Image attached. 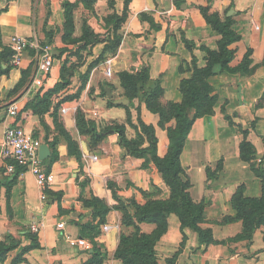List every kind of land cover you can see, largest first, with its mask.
Masks as SVG:
<instances>
[{
  "label": "crops",
  "instance_id": "crops-1",
  "mask_svg": "<svg viewBox=\"0 0 264 264\" xmlns=\"http://www.w3.org/2000/svg\"><path fill=\"white\" fill-rule=\"evenodd\" d=\"M64 1L12 0L6 3L0 0V67L7 69L0 73V180L8 177L3 170L6 160L2 155L6 129L19 124L49 146L51 154L44 164L53 174L48 189L55 192L52 198L47 196L30 170L21 172L15 184L1 188L0 239L9 234L22 239L21 246L9 253L4 264H13L23 248L33 242L31 235H36L40 246L29 250L24 261L18 264H86L94 252L90 239L95 235L87 225H97L99 218L94 217L93 207L85 201L98 196L110 206L117 204L108 186L111 182L119 199L126 204L133 199L144 205L150 199L170 197V188L150 157L145 165L144 158L132 156L121 143L119 134L112 130L93 145L91 136L79 130L77 112L82 110L86 119L96 124L98 132L113 124H126L129 138L136 135L134 126L141 117L155 126L158 152L164 156L168 150V135L159 125V115L137 98L129 108L110 107L108 100L120 103L128 100L122 104L129 105V99L120 97L124 88L119 73L148 67L149 84L160 80L165 90L163 102H181L180 83L192 75L194 61L199 67L207 64L206 52L201 46L217 51L222 39L206 21L201 11L203 7H209L210 12L219 14L222 20L233 18V29L240 40L229 46L234 53L230 66H239L251 51L250 69L253 71L229 74L222 72L221 66H215V74L209 78L219 91L215 111L195 121L181 155L185 174L191 182L192 198L196 203L205 204L202 227L212 229L218 242L200 244L197 233L185 228L187 238L182 247L181 222L176 214H171L168 229L156 245L158 264H170L169 259L174 257V264H264V226L258 228L249 241L235 239L242 233V220L225 222L227 217L237 216L231 200L240 186L245 187L248 197L262 195V181L252 170V164L264 166V0H132L129 18L118 32L123 36L118 52L99 61L107 44L102 41L85 51L80 63L74 55L76 46L63 39ZM68 1L77 3L74 38L82 36L84 23L102 38L114 37V31L105 21L115 10L108 0H98L94 10L87 9L81 0ZM7 4V10L3 11ZM124 6L122 0L117 1L119 14ZM47 30L57 34L49 39ZM14 35L51 46L55 66L50 75L44 78L38 75L40 53L36 50L23 54L21 66L13 64L10 39ZM2 53L8 58L4 65ZM65 62L68 66L78 63L70 85L53 95L48 113L33 112L29 104L62 81L61 68ZM22 81L24 83L19 85ZM80 91V96L75 97ZM12 104L18 106L16 117L8 113ZM244 131L248 132L247 136ZM66 132L78 143L81 159L70 153ZM245 138L255 147V159L251 162L241 158L240 146ZM54 152L58 153L56 160L52 159ZM93 156L97 159L93 160ZM220 163L223 167L215 174ZM60 206L64 212H60ZM128 211L132 215L136 213L133 205L128 206ZM122 216L120 210L112 208L95 237L98 246L106 252L103 264H123L115 257L120 235L133 234L136 227L123 225ZM61 222L65 223L63 229L58 228ZM34 226H39V231H34ZM104 226L109 229L105 230ZM139 227L141 232L152 233L156 225L141 223ZM67 236L86 238L91 247H71Z\"/></svg>",
  "mask_w": 264,
  "mask_h": 264
},
{
  "label": "trees",
  "instance_id": "trees-1",
  "mask_svg": "<svg viewBox=\"0 0 264 264\" xmlns=\"http://www.w3.org/2000/svg\"><path fill=\"white\" fill-rule=\"evenodd\" d=\"M12 0H5L9 3ZM98 0H81L87 9L94 10L95 4ZM111 8L115 9L112 14H109L105 21L107 26L114 31V37L110 35L106 38H102L100 34L96 33L87 23H84L83 34L79 38H74L75 32V20L74 10L77 3H72L68 0L63 2V8L65 10V24L63 39L65 43L74 44L76 50L74 55L79 59H83V53L89 51L91 46L106 41L107 44L103 53L99 57V61L105 60L107 56L115 55L121 45L123 36L118 32L122 25L127 22L130 14L129 5L132 0H122L124 2V9L121 14L116 10V3L118 0H108ZM8 4L5 5L3 11H6ZM201 11L206 21L222 35V39L219 42V50L215 51L206 46H201V49L206 52L207 64L205 67H199L194 61V69L192 75L189 78L182 79L180 83V90L183 94V100L181 102L169 101L163 102L165 90L162 87L161 81L157 80L152 84L150 82V72L148 67H142L138 71H122L119 73L121 85L124 88V95L130 100L129 105L115 102L114 99L108 100L110 107L120 105L129 108L133 104V100L139 97L141 92L143 93V100L147 107L160 117L159 125L167 131L168 135V150L164 156H160L158 152V137L156 134L155 126L147 124L141 117H139V124L134 126L136 129V135L129 138L126 133V124H113L102 130L97 131L96 124L87 120L84 112L78 110L77 112V125L81 134H87L91 136V142L93 145L99 143L109 131H114L119 134L120 141L130 151L132 156L137 158H144L145 165L148 163L149 157L154 162L159 172L162 174L165 183L169 186L171 195L168 199H150L146 204L141 205L134 199L130 200L128 204L121 201L114 190V184L111 182L108 184L109 188L113 192V196L117 201V204L110 206L109 203L98 196L93 200H87L85 203L89 207L94 209V217L99 218L97 225H90L95 235L91 237L90 241L93 245L94 252L92 258L86 264H103L106 258V252L98 246L95 241V237L100 233V226L105 223L107 214L112 208L120 210L123 213L122 223L125 226L136 227V231L133 234L121 233L118 248L115 252V257L123 262V264H158V256L156 251L157 242L166 233L168 229V218L171 214H176L181 222L182 231L188 228L193 230L198 235L200 244L217 243L218 241L213 236V231L210 228H203L202 224L205 221L204 203H196L191 195L190 179L186 176L185 170L182 165L181 155L185 147L189 133L195 123V121L206 115H211L215 111V106L219 100V91L210 82L209 78L215 74V66H221V71L229 74L236 72L251 73L250 69V53L249 51L245 56L242 63L237 67H231L230 63L234 59V53L229 46L240 40V36L233 29V18L226 17L222 20L219 14L210 12L209 7L201 8ZM49 35V39H50ZM194 46V45H193ZM64 52L66 49L63 50ZM11 57V52H10ZM2 64L8 62V58L5 53L1 55ZM76 64L68 66V62H65L61 68V79L53 89L46 92L43 96H37L35 101L29 104L32 111L35 113L45 114L52 108V97L61 90L66 89L70 83L71 78L74 75ZM10 65H8L9 69ZM93 67V65H91ZM7 71L0 67V73ZM22 81L19 85H22ZM81 91L75 97L80 96ZM106 94V93H104ZM128 121L131 123L130 112ZM175 121L173 125H169L170 122ZM245 136L248 135L247 131H244ZM70 153L76 155L78 159H81L82 153L78 143L66 132ZM241 158L244 161H254L255 159V147L253 143L245 138L241 143ZM58 158V153L54 152L53 160ZM223 165L220 163L215 171V174L221 171ZM5 172V168L3 169ZM252 170L256 176L262 181V195L260 197H248L245 195V187L240 186L236 193L233 195L231 204L236 211L237 216L235 218L227 217L225 222H231L236 219H240L243 222L242 233L235 239L252 240L255 231L264 226V166L252 164ZM24 168L18 166L17 171L0 180V190L3 186H11L18 181V177ZM209 175L210 170H209ZM7 176V175H6ZM45 193L49 197H53L55 192L50 189H45ZM61 193L60 197L61 198ZM133 205L136 209V213L132 215L128 211V206ZM60 212H64L62 206H60ZM141 223L155 224L156 228L152 233L141 232L139 225ZM32 243L25 246L20 254L13 260V264H18L24 261V255L33 248H38L40 244L37 242L36 235L30 236ZM186 235L184 234V241L181 246L183 247L186 242ZM22 239L17 238L11 234L7 235L5 239H0V264H4L8 258V255L13 250L20 247ZM175 258L169 259L170 264H174Z\"/></svg>",
  "mask_w": 264,
  "mask_h": 264
},
{
  "label": "built area",
  "instance_id": "built-area-1",
  "mask_svg": "<svg viewBox=\"0 0 264 264\" xmlns=\"http://www.w3.org/2000/svg\"><path fill=\"white\" fill-rule=\"evenodd\" d=\"M10 46L12 49V62L16 66H21L23 63V54L29 50H36L39 54L38 62V75L46 77L50 75L55 66V57L50 45H42L37 40L28 39L20 35H14L10 39ZM110 74V73H109ZM67 111L66 108L63 109ZM8 113L12 116H18L19 110L16 104H12ZM43 142L40 138L36 137L32 132L27 131L19 124L7 127L3 143V158L5 162V174L10 176L17 171L20 166L24 170H30L36 176L37 183L41 189L45 190L53 182V174L49 173L46 169L44 161L40 156V148ZM93 160L97 159L96 156L92 157ZM65 223L58 224L59 229H63ZM39 226H34V231H39ZM108 230V226H104ZM68 244L71 247L90 248L91 243L88 239L82 237L67 236Z\"/></svg>",
  "mask_w": 264,
  "mask_h": 264
},
{
  "label": "water",
  "instance_id": "water-1",
  "mask_svg": "<svg viewBox=\"0 0 264 264\" xmlns=\"http://www.w3.org/2000/svg\"><path fill=\"white\" fill-rule=\"evenodd\" d=\"M108 93L111 96V93H110L109 89H108ZM121 102L122 103H128V100H123ZM50 154H51V152H50L49 146L47 144L42 145L41 148H40L41 159L43 161L46 160L50 156Z\"/></svg>",
  "mask_w": 264,
  "mask_h": 264
},
{
  "label": "rangeland",
  "instance_id": "rangeland-1",
  "mask_svg": "<svg viewBox=\"0 0 264 264\" xmlns=\"http://www.w3.org/2000/svg\"><path fill=\"white\" fill-rule=\"evenodd\" d=\"M38 18H39V16H38ZM46 32H47L46 35L49 37V34H50V35H51V36H50L51 38L54 36V34H55V35L57 34L56 32L51 33V32H49L48 30H47ZM76 60H77L78 63H80L83 59L76 58ZM78 63H77V64H78ZM77 64H76V65H77ZM70 78H71V77H70ZM124 92H125V91H123V93L120 95V97H126V96L124 95V94H125ZM143 93H144V92H141V93L139 94V97H137L138 101H139V100H141V101L143 100Z\"/></svg>",
  "mask_w": 264,
  "mask_h": 264
}]
</instances>
